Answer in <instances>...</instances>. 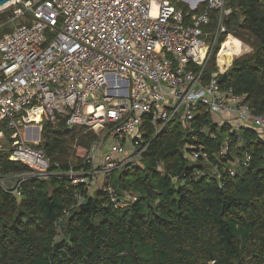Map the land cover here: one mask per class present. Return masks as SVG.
Listing matches in <instances>:
<instances>
[{
	"label": "built area",
	"instance_id": "1",
	"mask_svg": "<svg viewBox=\"0 0 264 264\" xmlns=\"http://www.w3.org/2000/svg\"><path fill=\"white\" fill-rule=\"evenodd\" d=\"M227 2L14 0L2 7L0 14L9 13L0 21V152L29 171L0 172V190L19 198L26 182L55 177L83 189L75 193L79 204L92 193L97 174L100 189L115 207H124L138 195L124 191L120 196L111 176L142 161L146 116L156 136L174 120L190 128L204 107L218 127L228 128L220 157L231 154V139L244 127L263 137L264 116L254 114L245 96L222 89L218 81L232 65L218 62L221 37L231 35L224 24L232 13ZM212 12H217V22L206 30ZM215 54L217 71L206 80ZM62 122L97 139L80 167L52 171L40 147L42 131L47 123L57 127ZM107 142L108 151L100 155ZM188 154L192 160L208 157L202 145ZM231 164L227 171L235 176L237 162ZM212 168L220 179L219 165Z\"/></svg>",
	"mask_w": 264,
	"mask_h": 264
},
{
	"label": "trees",
	"instance_id": "2",
	"mask_svg": "<svg viewBox=\"0 0 264 264\" xmlns=\"http://www.w3.org/2000/svg\"><path fill=\"white\" fill-rule=\"evenodd\" d=\"M227 1L232 13L224 24L231 35L220 41H231L234 57L246 49L241 41L252 51L236 58L218 81L264 116V0ZM7 13L0 14V21ZM216 22L217 12H212L206 30ZM214 71L216 54L205 79ZM149 119L141 129L142 161L111 176L120 196L124 191L138 195L124 207H115L100 188L78 204L75 193L83 189L55 177L26 182L19 198L0 190V264H264L261 134L244 127L231 139V154L220 157L228 128L218 127L204 107L190 128L174 120L156 136ZM82 133L65 122L44 125L40 147L52 171L85 162L97 137ZM198 145L208 157L192 160L188 152ZM232 162H237L235 176L227 171ZM27 171L26 165L10 161L8 152H0L1 173Z\"/></svg>",
	"mask_w": 264,
	"mask_h": 264
},
{
	"label": "rangeland",
	"instance_id": "3",
	"mask_svg": "<svg viewBox=\"0 0 264 264\" xmlns=\"http://www.w3.org/2000/svg\"><path fill=\"white\" fill-rule=\"evenodd\" d=\"M241 41V40H240ZM244 45V47L246 48L244 51H243V53L241 54V55H239V56H235L234 57V59H233V61L236 59V58H238V57H240V56H242V55H244V54H247V53H250L251 51H252V47L251 46H249V45H247V44H245L243 41H241ZM233 61H232V63H233ZM264 137V136H263ZM108 145H109V143L107 142L103 147H101L100 148V151H99V153H100V155H102V153H104V149H106L107 148V150H108ZM130 143H128V154L130 153ZM106 152V151H105ZM126 155H127V152H126ZM98 161H100V158H98ZM236 163V162H235ZM102 186V177L100 176V175H95L94 176V178H93V180H92V186H91V192L93 193L95 190H97L98 188H100Z\"/></svg>",
	"mask_w": 264,
	"mask_h": 264
},
{
	"label": "bare ground",
	"instance_id": "4",
	"mask_svg": "<svg viewBox=\"0 0 264 264\" xmlns=\"http://www.w3.org/2000/svg\"><path fill=\"white\" fill-rule=\"evenodd\" d=\"M234 59V51L230 40H226L223 43L221 51L219 53L218 62L222 67H226L232 63Z\"/></svg>",
	"mask_w": 264,
	"mask_h": 264
},
{
	"label": "water",
	"instance_id": "5",
	"mask_svg": "<svg viewBox=\"0 0 264 264\" xmlns=\"http://www.w3.org/2000/svg\"><path fill=\"white\" fill-rule=\"evenodd\" d=\"M12 1H14V0H0V9L2 7H4L5 5L11 3ZM18 6L21 7V8L23 7L20 3H18Z\"/></svg>",
	"mask_w": 264,
	"mask_h": 264
},
{
	"label": "crops",
	"instance_id": "6",
	"mask_svg": "<svg viewBox=\"0 0 264 264\" xmlns=\"http://www.w3.org/2000/svg\"><path fill=\"white\" fill-rule=\"evenodd\" d=\"M104 150H105L106 152L108 151V150H107V148H106V149H104ZM127 150H128V149H127ZM105 151H104V153H105ZM120 158H122V157H120Z\"/></svg>",
	"mask_w": 264,
	"mask_h": 264
}]
</instances>
